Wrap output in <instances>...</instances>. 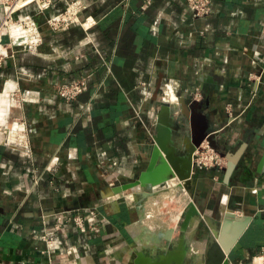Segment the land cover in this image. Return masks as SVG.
Masks as SVG:
<instances>
[{"label": "crops", "instance_id": "crops-1", "mask_svg": "<svg viewBox=\"0 0 264 264\" xmlns=\"http://www.w3.org/2000/svg\"><path fill=\"white\" fill-rule=\"evenodd\" d=\"M70 1L54 0L44 14L25 10L43 42L15 49L0 66V86L7 81L6 90L15 86L28 98L12 115L33 130L28 152L0 145V264H49L40 249L44 235L52 253L64 256L59 264H251L264 258V80L257 89L248 81L254 68L243 53L257 48L263 55L264 0H212L204 20L192 17L186 0H78L80 20L92 17L95 24L51 31L46 19ZM76 80L86 82L85 91L63 101L57 89ZM166 80L177 104L161 105ZM198 83L202 100L193 103L188 92ZM152 115L153 138L145 127ZM6 123L5 116L4 142L14 146L23 126ZM181 123L187 135L177 133ZM219 128L213 145L225 166L197 167L187 193L178 173H190L195 141ZM158 138L172 157V177L106 196L137 179ZM177 193L186 201L181 216H164V200ZM76 208L97 212L91 239L73 225L53 232L52 221L44 224L45 216ZM38 211L46 215L34 217ZM225 216L227 252L217 239L208 243L209 226H223ZM74 243L77 256L65 255Z\"/></svg>", "mask_w": 264, "mask_h": 264}, {"label": "built area", "instance_id": "built-area-1", "mask_svg": "<svg viewBox=\"0 0 264 264\" xmlns=\"http://www.w3.org/2000/svg\"><path fill=\"white\" fill-rule=\"evenodd\" d=\"M54 0H0V66L4 59L9 56H13L15 49H31L36 48L43 42L42 32L39 25L36 23L33 16L24 15V11L32 9L34 14H44L53 5ZM66 1V0H63ZM186 5L194 19L204 20L211 15L212 0H186ZM82 10V5L78 0L70 1L66 3L64 11L58 14L50 15L46 21V26L53 32L61 31L68 28L70 25L76 24L83 27V29H88L95 24V20L92 17H86L82 20L79 18V12ZM19 29L20 37L17 41L11 38V29ZM204 31L201 30L200 34ZM263 55L257 51V48L252 49L250 52L248 50H243L245 55H248L251 59L253 71L248 73V81L256 82L255 89L258 88L264 80V23H262V43L259 47ZM204 82L209 80V77H204ZM7 81L2 84L0 96L4 94L5 97L2 100L7 102H0V134H7L5 129H2L3 117L6 116L8 126V118L11 117V108L21 107L23 102L28 100L26 92L20 93L19 89L13 86L10 90H6ZM86 89V82L84 80H76L70 83H64L57 89L58 96L65 102H72L76 100L80 94H82ZM7 92H6V91ZM162 105H174L177 103L179 96L176 95L172 80H166L161 86ZM190 102L198 103L202 100V92L200 84H195L191 86L189 92ZM226 114L231 119L229 123L232 122V104H227L225 107ZM13 122L10 127L15 124L22 125L23 131L20 135H16L14 146H8L5 142H0V145L7 146L11 149H16L23 152H28L30 150L29 145V134L33 132L28 122L23 118L12 116ZM140 121L143 122L142 117L138 116ZM157 118L156 115H152L151 122L146 124V130L150 137H154V130L156 126ZM222 129H216L208 132L200 144L194 148L191 153V168L188 177L189 184L192 182V175L195 173V169H215L221 170L225 166V161L220 152L213 145L215 141L221 134ZM111 167V166H110ZM119 179V178H118ZM185 189V188H184ZM180 217V216H179ZM175 216V219H179ZM50 221L54 223L53 232H58L62 229L63 224L73 225L77 232L85 237V239H91L93 235L97 232L98 225L97 222V212L95 209L90 208H76L65 210L59 213L45 216L44 224H49ZM174 221V220H173ZM45 247H41L42 253H46L48 256L49 264H59V257H64L63 255H56L52 253L53 244L52 241L47 239V236L40 237ZM38 244L36 243L35 246ZM77 244L74 243L71 247L65 251V255H76L77 254ZM109 246V244H108ZM105 251L104 255L108 256L110 254L109 247ZM77 256V255H76ZM58 257V258H57ZM251 264H264V258L262 256L255 257L251 261Z\"/></svg>", "mask_w": 264, "mask_h": 264}, {"label": "water", "instance_id": "water-1", "mask_svg": "<svg viewBox=\"0 0 264 264\" xmlns=\"http://www.w3.org/2000/svg\"><path fill=\"white\" fill-rule=\"evenodd\" d=\"M163 119H165V115L163 114V110L160 114V121L162 122ZM205 134H202L198 140L195 141V145L198 146L200 142L204 139ZM167 152L165 151V148L163 147L161 140L158 138L156 142V146L153 149L151 158L149 160V163L144 171L140 173V175L135 179L134 181H131L127 184L123 185H117L115 187H111L109 190H107L106 196H114L116 194H120L123 191H126L128 189L140 186L145 187L146 189H149L152 186H155L157 184L163 183L168 181L172 177V161L169 157H167ZM160 164V165H159ZM234 165L233 162L229 163V166L227 168V175L230 174L232 171ZM189 174L181 175L178 173V180L180 183L183 184L185 189L189 191V181H188ZM150 194L146 193L145 195ZM60 210L59 212H61ZM0 212H3V209L0 208ZM34 217H40L42 215H46L45 212L38 211V212H32ZM229 215V214H228ZM229 216H225L224 224L220 223H213L210 227V229L213 231L211 236L209 237V245L213 244L214 241L217 239L218 242L222 245L223 251L227 252L230 242L226 244L224 242V236L225 232L227 230V227L229 226ZM244 225V224H243ZM243 225L240 226V229L243 227ZM218 230V232H216ZM221 230V231H220ZM172 229H168V235L171 233Z\"/></svg>", "mask_w": 264, "mask_h": 264}, {"label": "rangeland", "instance_id": "rangeland-1", "mask_svg": "<svg viewBox=\"0 0 264 264\" xmlns=\"http://www.w3.org/2000/svg\"><path fill=\"white\" fill-rule=\"evenodd\" d=\"M1 88H2V85L0 86V92H1ZM162 105V104H161ZM160 105V106H161ZM168 105V104H167ZM166 105V106H167ZM170 105V104H169ZM159 106V105H158ZM13 108H11V111H12ZM12 115V113H11ZM13 116V115H12ZM9 117L8 118V126L10 127L12 122H13V117ZM156 118H157V115H156ZM154 130V129H153ZM177 133L178 134H182V135H187L189 133V129H188V126L185 124V123H181V125L178 126L177 128ZM187 151L184 150V153L182 155H186ZM126 178H121L119 179V181L121 183L125 182ZM128 180V179H127ZM126 180V181H127ZM118 181V182H119ZM178 182V181H177ZM182 184V183H180ZM183 185V184H182ZM172 187V184L170 185ZM183 188H185L183 186ZM186 190V189H185ZM187 193H189V191L186 190ZM165 202V207H163V213H164V216H170V215H176V217L178 216H181V207L183 206V204L186 203V201L183 199V195L181 194H173L169 197V199H165L164 200ZM180 213V214H179Z\"/></svg>", "mask_w": 264, "mask_h": 264}, {"label": "bare ground", "instance_id": "bare-ground-1", "mask_svg": "<svg viewBox=\"0 0 264 264\" xmlns=\"http://www.w3.org/2000/svg\"><path fill=\"white\" fill-rule=\"evenodd\" d=\"M11 38H12V40H14V41H17V39H19V37H20V35H19V33H20V31H19V29H16V28H12L11 29ZM182 103V102H181ZM177 104V103H176ZM181 109H183V108H181ZM167 108H164V110H163V114L164 115H166V113H167ZM17 125L18 124H15L13 127H17ZM161 131V130H160ZM163 132V131H162ZM5 135V134H4ZM4 135H2V134H0V142H4ZM197 147V146H196ZM167 157H169L170 159H172V157H170L169 155H167ZM189 164H190V168H191V155H190V159H189ZM160 184H162V183H160Z\"/></svg>", "mask_w": 264, "mask_h": 264}]
</instances>
